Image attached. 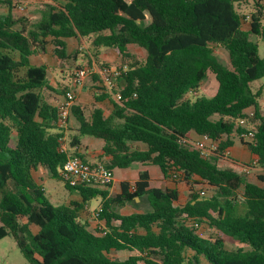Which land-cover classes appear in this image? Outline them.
I'll use <instances>...</instances> for the list:
<instances>
[{"label": "trees", "instance_id": "16d2710c", "mask_svg": "<svg viewBox=\"0 0 264 264\" xmlns=\"http://www.w3.org/2000/svg\"><path fill=\"white\" fill-rule=\"evenodd\" d=\"M19 1L0 0L7 8L0 15V240L12 235L31 264H264V175L250 182L243 168L222 166L188 143L193 133L206 135L221 141V154L238 135L264 168L263 91L253 89L264 79V0H61L42 5L34 20L25 12L14 15ZM250 1L255 10L245 29L238 6ZM87 37L127 64L117 79L123 101L105 92L93 74L96 99L108 100L111 110L95 107L86 115L74 105L77 134L62 150L58 104L48 91L63 98L70 89H53L48 67L32 65L30 57L51 40L53 55L66 60V40ZM213 45L228 51L229 64ZM130 46L145 51L144 62ZM208 71L218 82L216 93L190 97ZM241 119L246 127L239 126ZM248 130L252 140L240 137ZM85 136L104 141L101 158H108L110 169L158 166L165 179L189 186V200L178 205L177 189L151 187L148 170L133 184L122 182L121 193L112 196L111 186H69L61 171L69 157L79 156L72 148ZM39 169L78 191L80 200L52 204L34 178ZM172 173L181 175L172 179ZM201 184L211 191L205 197L194 192ZM96 197L103 225L92 228L81 215ZM136 197L150 209L121 214ZM203 225L215 236L200 234ZM228 241L239 246L228 248ZM123 251L131 254L113 256Z\"/></svg>", "mask_w": 264, "mask_h": 264}, {"label": "rangeland", "instance_id": "374dc122", "mask_svg": "<svg viewBox=\"0 0 264 264\" xmlns=\"http://www.w3.org/2000/svg\"><path fill=\"white\" fill-rule=\"evenodd\" d=\"M61 1V0H59ZM239 11L241 14L245 15L246 17L249 16V19H247V21L244 24V28L247 29L249 26V20L251 17V13H253V11L255 10L254 8V4L253 2H248V3H244L238 6ZM41 9L40 5H28L26 8L25 13L27 15H30V17L34 20L37 19L39 17V10ZM7 13V8L4 6H0V15L1 14H6ZM23 13H20L18 11L14 10V15L15 16H21ZM149 21H147L146 23H148ZM252 39L256 42H260L259 39L256 36H252ZM92 40L93 37H87L84 38V40H80L77 41L76 39H72L70 40V42L68 43L66 40V44L68 47V52L70 54V57L66 60H61V65L59 67H56L58 69L60 68H64L65 74L63 75V79H61V85L57 86V90L60 91L62 90V88L64 86L69 87L70 90H74L76 92V96H77V100L76 103L79 104L85 111L86 115H89L91 113V111L95 108V107H101L106 113H109L111 110V103L108 100L102 101V102H98L96 99V92H100L97 91V87L98 85H95L94 82H96L95 80H93L92 75L89 76L84 84L82 86H75L74 84V75L75 72L79 69V68H87V67H91L94 68L95 70H99L101 67H117L119 66L121 63H123V61L118 57V55L113 52L112 49L109 48H103V50H99L94 48L92 46ZM49 49V53L45 54V50L42 53V55L40 56H36L34 57L35 61L37 63H46V65L50 68L49 70V80L52 81L53 80V72L55 73V71L57 69H55L52 65H53V52L51 50V47H53L52 45V41L48 40V45L46 46ZM130 52L134 55L135 59L139 62H144L145 58H146V53L143 49H140L136 46H130L129 47ZM212 50L214 51V54L220 59L221 62L225 63V64H229V54L228 51L220 45H213L212 46ZM73 55H76L75 58H73ZM260 55L263 57L264 56V51H263V47L260 48ZM57 74V73H56ZM98 83V82H96ZM56 85V84H55ZM218 89V82L215 78V75L213 72L208 71L207 73V77L206 79L201 83L200 88L198 89V91H194L192 93L189 94V96H201V95H205L207 97H211L213 96L216 91ZM253 89L254 91H257L258 89H262L263 91V95L261 97L260 100V105H261V114L264 116V79L263 80H259L257 82H255L253 84ZM250 111H253V108H250ZM71 120V117H70ZM69 120V123H70ZM68 123V126H69ZM67 126V127H68ZM16 136H13V141L15 142ZM73 139V136H67L65 134V142L67 147L70 146V143ZM94 138L85 136L84 140L85 142H89V141H93ZM246 140V139H245ZM94 141H97L94 139ZM196 140H191L190 141V145L193 147L192 143H194ZM234 141L238 144L241 145V147H243V145L240 142V138L238 135H234ZM137 148H140L141 145H136ZM252 161L250 158L246 160V164L247 165H252ZM135 168L132 169V171H134ZM151 176L154 180H157V178L159 176H161V172L158 168V166H151L149 168ZM44 170H42L41 172H43ZM41 172H39V174H37V179L39 181H42L45 179V181L43 182V187L45 189L46 192V196L48 197V199L50 200V202L54 205H60V204H68L70 203L71 200H76L78 198H80V195L78 193V191L76 190H70L67 189L65 187V183L61 180H58L56 178H47V176L44 177V174H42ZM118 176L120 177V175H122L123 171L121 169L117 170ZM41 174V175H40ZM260 175V171H256L254 173H252L251 175H248V181L250 182H257L258 176ZM154 182V181H153ZM184 182V181H182ZM118 186V184H117ZM165 186L164 184L162 185V189H164ZM206 189L207 193H211L210 188L208 186L205 185H197L194 189L195 193H199V191L201 189ZM180 199L177 202L178 205H184L190 198V194L188 192L187 186L185 183L182 184V188L180 189ZM101 203V198L100 197H96L93 198L90 202H89V207L91 210V214H86L87 217L91 216L92 218L94 217V212L96 211V209H98L99 204ZM150 209V205L148 203L147 200H141L140 198L135 199L134 202L130 203L127 207V211H137V212H145L147 210ZM86 212V210H84ZM94 211V212H93ZM95 219V217H94ZM93 222V221H92ZM91 222V223H92ZM93 225H95V222L92 223ZM34 230H37L36 228H34ZM199 233L202 234L205 237H209V236H215V232L214 231H210L206 225L200 226L199 227ZM237 246H239V244L237 242L234 241H228L227 243V247L228 248H236ZM131 253L127 252V251H123V252H118L115 253L113 256L118 258V259H125L127 258ZM0 264H31L23 255V253L21 252V250L19 249L16 240L14 239V237L12 235H9L3 239L0 240Z\"/></svg>", "mask_w": 264, "mask_h": 264}, {"label": "built area", "instance_id": "2783aa9c", "mask_svg": "<svg viewBox=\"0 0 264 264\" xmlns=\"http://www.w3.org/2000/svg\"><path fill=\"white\" fill-rule=\"evenodd\" d=\"M59 0H20L16 3L15 11L23 13L26 11L28 5H57ZM249 19V16L246 17ZM128 66L125 63H121L117 67H101L99 70L94 68H80L75 72L74 84L75 86H82L85 80L97 73L100 78V84L104 88L105 92L112 95V97L119 103L123 101L122 94L117 92V79L122 76L123 73L127 72ZM76 92L69 90L62 100L58 103V127L62 128L65 132L70 117L72 107L76 105ZM250 116L254 115V112H248ZM246 119L239 120V126L246 127ZM240 137L246 140H252L254 138V131L248 130L240 135ZM62 150H66L68 147L65 142V136L60 139ZM190 143V141H188ZM220 140H214L209 136H200V139L192 143L193 148L198 150L201 155L207 159H212L220 155ZM191 144V143H190ZM223 156H230L231 151L227 147L222 153ZM259 160L256 159L252 162V165L247 166L245 171L247 174L250 173L252 166H257ZM61 175L69 186H81V185H100V186H112L114 182V171L107 167L103 162L89 163L82 160L79 156L69 157L65 162ZM181 173H172V179H177ZM201 197H205L207 194L206 189L199 191ZM99 212L94 213V217L97 218ZM198 227V225H196Z\"/></svg>", "mask_w": 264, "mask_h": 264}, {"label": "crops", "instance_id": "0c3cea01", "mask_svg": "<svg viewBox=\"0 0 264 264\" xmlns=\"http://www.w3.org/2000/svg\"><path fill=\"white\" fill-rule=\"evenodd\" d=\"M73 39H75V38H73ZM70 40H72V39H68L67 42L69 43ZM76 40L77 41H80V40H84V38H79V39H76ZM46 46H45V52L44 51H40L39 53L34 54V55H32L30 57V61H31V64L32 65H35V66L45 65V66H47L46 63H37L35 61V59H34V57L42 55L43 52L45 54H48L49 53V49ZM51 50L53 52V47H51ZM99 50H103V48L98 49V51ZM52 58H53V62H54L52 66L55 69H57V70L55 71V73L53 72V75H52L53 76V80L50 81V84H51V87L53 89L57 90V88H58L57 86L61 85V83H60L61 82V79L64 78L63 75L65 74V71H64V68L63 67L60 68V69L56 68V67H59L61 65V63H60L61 60H59L55 56L52 57ZM49 69L50 68L48 67V74H49V71H50ZM92 78L95 81L97 80L95 77H92ZM94 84L95 85H98L96 82H94ZM48 94H50V96L49 95L48 96H49L51 102H54V103L58 104L62 100V97H59V96L55 95L53 91H50L49 90L48 91ZM249 110L250 109H248L247 111H249ZM77 127L78 126H77V122H76L75 118L71 116V120H70L69 126L66 128V130L64 132V134H66V137L67 136H74V135H76L77 134ZM191 137H192L193 140H196V141L200 139V136H198V135H196L194 133L191 135ZM94 139L97 140V141H94ZM94 139H93V141L85 142L84 137H83L82 140H81L80 145L72 148V151L76 152L79 156L83 157V160L86 161V162H89V163L103 162V163H105V161H107L108 158L107 157H102L101 158V156L103 155V147H104V144L105 143L101 139H96V138H94ZM228 148L231 151L230 156L226 157V156H223L222 154H220L219 156H216L218 158V163L220 165H222V166H227V167H230V166H234L235 167L236 166V167H241V168H243L245 170V168L247 166H250V165H247L245 163L247 159L250 158L253 161H255L256 159H258V157L256 155L250 153V151L246 148V146L243 145V147H241V145H238L234 141V138H233V145L232 146H229ZM151 166H154V165H142L140 163H135L130 168H123V169H121L123 171V173H122V175H120V177L118 176V173H117V170L120 169V168L114 169L113 170L114 171V182H113L112 186L107 189L109 191V195L112 196V195H116V194L121 193V183L122 182H129V183L133 184L138 179L139 172L142 171V170H148L149 171V174H150V177H151V183H150L151 184V187L162 188V185L164 184L165 188L177 189L179 191V193H180V189L182 188V184L185 183V182H182V181H173L171 179H165L163 177V174H162V172H161V170H160L159 167L158 168H159V170L161 172L160 173L161 176H159L157 178V180H154L152 178L151 173H150V170H149V168ZM133 168H135L134 171H132ZM41 171H42V169H39L36 172H34L33 175H34V178L40 184L43 185V182L45 181V179L42 180V181H39L37 179V174H39V172H41ZM256 171H260V175L259 176H263L264 175V168L260 167L259 166V163H258L257 166H252L251 167V171H250L249 174H247V176L248 175H251L252 173H254ZM41 173L44 174V177L45 176H47V178L49 177L46 174L45 171H43ZM194 180L199 181L198 178H194ZM257 182H259V180ZM117 184H118V186H117ZM186 186H187L188 192L190 194L189 186L187 184H186ZM179 199H180V196H179ZM79 200H80V198H78L76 200H71V201H79ZM129 204H127L126 206H124L120 210L121 214L129 215V214H132L134 212H137V211H127V207H128ZM100 207H101V203L99 204L98 209ZM98 209H96V210H98ZM85 210H86V212L83 211L81 216H82V219H84L85 221H87L90 224V227L95 228L98 225L99 226H102L103 225V222L102 221H98L96 218L94 219V217L92 218L91 216L90 217L89 216L87 217L86 214H89L91 212L89 205L86 207ZM138 213H140V212H138ZM92 221L95 222V225L92 224L93 223Z\"/></svg>", "mask_w": 264, "mask_h": 264}, {"label": "water", "instance_id": "95a60500", "mask_svg": "<svg viewBox=\"0 0 264 264\" xmlns=\"http://www.w3.org/2000/svg\"><path fill=\"white\" fill-rule=\"evenodd\" d=\"M136 199H138V197H136Z\"/></svg>", "mask_w": 264, "mask_h": 264}]
</instances>
